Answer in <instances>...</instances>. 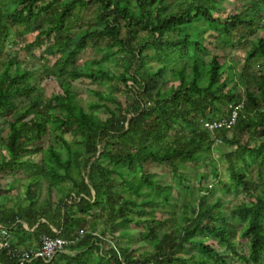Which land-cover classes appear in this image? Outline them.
<instances>
[{
	"label": "trees",
	"instance_id": "trees-1",
	"mask_svg": "<svg viewBox=\"0 0 264 264\" xmlns=\"http://www.w3.org/2000/svg\"><path fill=\"white\" fill-rule=\"evenodd\" d=\"M220 1L174 0L170 6L167 0H0V118L6 123L0 136L4 148L0 176L23 169L30 176L24 198L18 197L13 206L5 202L13 200L8 193H0L4 195L0 224L13 232L12 248L34 239L39 247L46 233L68 239L72 250L82 249L75 254L58 252L49 261L36 258L29 264H84V255L92 249L103 252L99 264H227L207 240L214 238L237 254L238 237L246 240L247 248L240 258L246 264H264V187H256V178L264 173V38L251 39L245 53L247 65L260 60L251 74L238 73L221 54L206 57L214 31L222 47H233L263 29L264 0H238V11L225 17L214 12ZM89 4L95 5L94 20L102 28L82 22L79 14ZM41 17L46 25L34 31ZM31 30L25 48L46 46L55 56L53 74L62 77V92L49 96L58 108L54 113H45L32 70L17 55L4 54L7 46L19 44L15 33ZM92 47L104 52L94 63L116 58L123 62V70L115 74L88 65L78 71L77 56ZM148 47L155 50L153 57L163 56V65L148 69L144 54ZM174 58L178 61L173 66L174 83L147 100L152 77L162 76ZM102 77L117 79L128 90L126 105L118 103L113 93L95 91L99 100L117 102V109L99 101L92 105L106 107L105 119L81 107L72 90L73 80ZM237 84L245 87L244 93ZM14 96L22 103H16ZM234 111V123L226 125ZM223 120V127L216 130L204 125ZM52 132L63 150L48 142ZM217 142L234 146L226 154L229 182L218 179L214 166L218 186L248 198L234 209L239 227L225 216L223 197L209 199L205 174L198 179L202 193L196 203L184 204L179 218L173 208V193L181 195L190 188L186 163L210 159L213 165ZM155 165L166 168L174 182L160 184ZM42 183H47L52 197L55 188L61 192L58 201L51 198L38 204L34 193ZM1 184L0 180V191ZM101 220L104 227L98 233ZM129 223L143 228L140 238L152 250L119 247L114 240L103 249L107 236H115L117 226ZM24 224L32 231H26ZM80 229L85 233L80 234ZM187 246L195 253L187 254ZM0 264L20 263L10 249L0 247Z\"/></svg>",
	"mask_w": 264,
	"mask_h": 264
},
{
	"label": "rangeland",
	"instance_id": "rangeland-1",
	"mask_svg": "<svg viewBox=\"0 0 264 264\" xmlns=\"http://www.w3.org/2000/svg\"><path fill=\"white\" fill-rule=\"evenodd\" d=\"M170 6L173 5L174 0H167ZM243 2L248 0H242ZM238 0H221L219 3L216 4V8L214 10L215 15L225 17L227 14L232 12L238 11ZM80 17L82 18V22L90 24H95L97 28H102L103 25L100 22H96L95 16H96V7L94 4H89L87 7H85L80 12ZM46 22L45 18L41 17L39 21L34 26V31L38 29H42L45 27ZM33 30L31 32L25 33L24 35H20L18 33H15V39L19 42V44H14L13 46L9 45L5 48L4 54L8 57H11L12 54L17 55L22 61L23 66H25L27 69L32 70L33 74V83H35L40 88L41 96L42 98V105L43 109L46 111L45 113H54L56 112V102L50 103L49 96L53 93L62 92V87L60 86V83L62 81V77L55 76L53 74V63L55 61V56L49 55L48 50H46V46H34L32 49H26L25 43L31 39V33H33ZM257 36H262L264 38V28H260L256 35L251 36V38H247L241 42H234V46H228V47H222L223 42L219 41L216 38V31H214L213 36L209 41L212 40L211 43H209L207 55L206 57H209L211 54H221L225 57L227 61H230L235 66V71L239 72H246V73H252L255 71L257 66H260L259 64L260 60H255L251 64L247 65L245 62V53L247 49L251 47V39H254ZM78 38V36H76ZM104 45V43H101ZM100 48H88L85 51H83L81 54L77 56L75 68L78 71H83L85 68L89 65L92 67V69H98L103 68L110 73L118 74L123 70V62H119L116 58H112L110 60L103 61V63L98 64L94 63L93 61L99 60L102 57V54L104 52L99 50ZM9 53V55H8ZM145 61L147 63V67L149 70L155 69L160 65H163L164 62L161 60L163 59V56L161 55L159 58L153 57L155 54V50L152 47H148L145 51ZM6 59V58H5ZM4 59V60H5ZM178 61L177 58L168 61V68L163 73L162 76L157 77L153 76L152 81L150 83V89L148 91L147 100L153 97L155 92L158 89H166L170 85L174 83V73H173V66L177 65ZM70 68H73V66H70ZM72 79V78H71ZM73 80V79H72ZM129 85H133V82H129ZM118 87L120 89H118ZM237 87H239V92L244 93V86L241 84H237ZM228 88V87H227ZM72 90L76 92V101L77 103L83 107L84 109L88 111H92L95 113L99 118L105 119L108 117L109 113L106 110V107H93L92 105L99 101L101 104L107 105L111 109H117L116 105L117 102L111 101V100H99L97 95H95V91H101L105 94L107 93H113L118 101V103H121L122 105H126V100L128 90L124 88L121 81L117 79H107L105 77H102L98 79L97 81H91L87 78H81L77 80H73L72 82ZM134 91L129 92V94L132 95ZM14 99L16 103L20 104L22 103V98L18 96H14ZM223 109H228L227 106L222 105ZM118 112V111H117ZM6 123L0 118V136L1 133L5 127ZM231 134V133H229ZM70 136L67 134V137ZM231 136V135H229ZM228 136V137H229ZM245 138V137H244ZM244 141V139H243ZM48 142H51L54 144V146L57 149L63 150L61 141L58 140V137H56V133L52 132L50 139H48ZM231 150H234V146L227 145L223 142H217L215 144V147L212 151V158H213V165L209 164V160H206L205 162L202 161H196V162H187L186 166L184 168V171L186 172L188 176V184H189V191L186 193H181V195H178V192L173 193L174 200V209L176 212V216L179 218L182 215L183 212V205L188 204L191 202L192 204L196 203V200L198 199L199 195H201L202 192L198 190V179L200 174H205V177L203 179V185L209 186V199L213 200L217 197H223L225 199V204L223 205V209L225 211V216L228 218V220L233 224L234 227H237L239 224L238 218L234 214V209L237 204H239L242 201H248L247 196L242 193H234L232 191L231 193H227L223 191L218 186V179L228 181V159L226 154L229 153ZM4 154V148L2 145V141L0 138V156ZM214 166L217 167L219 170V176L218 179L214 176L212 173ZM153 169L155 170L156 179L160 184H172L175 180L173 175L167 171L164 167H158L154 166ZM29 171L28 169H23L21 172L16 173L15 177H21L22 174L27 173ZM264 172V171H263ZM9 172H4V178L2 180L3 183H7L6 181H12V176L10 174H7ZM19 179V178H18ZM6 184H3V186ZM256 187L258 189H261L264 187V173L262 178H256ZM13 190V189H12ZM17 190V189H16ZM56 192H58V189L55 188ZM61 192L59 194V197H61ZM190 213V212H189ZM169 215L166 213L164 215L165 219H168ZM178 218H175L176 220ZM180 221V219H179ZM180 224L182 225V221H180ZM169 225V222L168 224ZM240 225V224H239ZM238 225V227H239ZM104 223L101 220L97 231L100 233L101 229H103ZM143 228L137 227L134 224H126L125 226H117L115 230H113V234L115 236L111 237L110 235L107 236L106 244L103 245V249L106 246L112 245V240L115 241V243L120 246L123 245H129L131 249H135L136 251H147L152 250V245L148 243L146 240H143L140 238V230ZM123 230L129 231V233L123 235L121 234ZM111 234V233H110ZM111 239V240H110ZM208 243L214 244V246L217 248V250L221 253V255L224 256V259L226 260L227 264H246L239 256L242 252H247V248L243 246V244L246 243V240L243 241L241 238H236L235 240V246L234 250L237 252V254H234L230 251V249L222 243H219L214 238H209ZM187 254H193L195 253V249L192 246H187ZM98 250H88L86 255L84 256V260L88 261L89 264H97L98 260ZM100 252V251H98ZM235 252V253H236ZM73 253V252H72ZM70 253V254H72ZM103 253V252H100ZM97 255V257H96ZM111 264V263H110Z\"/></svg>",
	"mask_w": 264,
	"mask_h": 264
},
{
	"label": "built area",
	"instance_id": "built-area-1",
	"mask_svg": "<svg viewBox=\"0 0 264 264\" xmlns=\"http://www.w3.org/2000/svg\"><path fill=\"white\" fill-rule=\"evenodd\" d=\"M232 119L226 125H232L235 121L236 112H233ZM226 120L221 122L215 121H205L204 125L210 130H216L217 128L223 127ZM80 234L85 233L84 229L79 230ZM0 233L2 237V241H0L1 248H8L12 252L13 256L19 259L20 264H29L36 258H42L45 261H49L52 259L58 252L63 251L69 244L70 241L66 238L61 236H52L49 234H42L40 237V246L37 248H19L15 247L12 248L11 241H10V233L5 228H0Z\"/></svg>",
	"mask_w": 264,
	"mask_h": 264
},
{
	"label": "crops",
	"instance_id": "crops-1",
	"mask_svg": "<svg viewBox=\"0 0 264 264\" xmlns=\"http://www.w3.org/2000/svg\"><path fill=\"white\" fill-rule=\"evenodd\" d=\"M22 170H20V171H16L14 174H12V173H7V174H10L13 178H12V181H6L7 183H3L2 182V180H3V176H4V172L1 174V176H0V180H1V182H2V184H1V191H0V193L2 194V193H8V198H12L13 200H7V201H5L6 202V204H7V207H10V206H13L14 204H15V202H16V199L19 197L20 198V200H22L23 198H24V196H25V187H26V185L28 184V182H29V177L30 176H27V174L25 173V174H22L21 175V177H15L16 176V173H19V172H21ZM19 178V179H18ZM5 179V178H4ZM3 184H6V185H4L3 186ZM13 184V185H12ZM9 185H12V189L10 190V192L8 191V187H9ZM17 189V190H16ZM35 190H36V192L34 193L35 194V197H36V200H38L39 202H38V204H40V203H42V202H45L46 200H48V199H53V200H57L58 201V199H59V193L58 192H56V190H54L53 191V197L52 196H50L49 194H48V190H47V183H42L41 184V186L37 189V188H35ZM2 197H4V195H1V197H0V204L3 202V200H1L2 199ZM5 200V199H4ZM42 221H45L46 219L45 218H42L41 219ZM100 223V222H99ZM99 223L97 224V229H98V225H99ZM24 226V228H25V230L26 231H29V232H31L32 231V229L33 228H28V225L27 224H24L23 225ZM51 226V228H52V230L53 231H55V232H57L58 230L56 229V227H54L53 225H50ZM0 228H2V224H0ZM96 232H98L97 230H96ZM99 233V232H98ZM97 233V234H98ZM11 234V236H10V239L12 240V242L15 240V237H14V234H13V232L12 233H10ZM25 235H27L28 236V238H29V233L28 234H25ZM29 242V243H28ZM38 241L37 240H28V241H26V244H23L22 246H20L19 248H25V249H34V248H37V246H38ZM31 244V245H30ZM28 247V248H27ZM80 251H82V249H79V250H72L69 246H67L63 251H61V252H63V253H68V254H70V253H72V254H75V253H77V252H80ZM96 251V250H95ZM99 253V254H98ZM97 254H98V260H97V264H99L100 263V260H99V258H100V252H98L97 251ZM86 255V254H85ZM84 255V256H85ZM96 257H97V255H96ZM89 260L90 259H88V261H86V260H84V264H89ZM111 264H113V263H111Z\"/></svg>",
	"mask_w": 264,
	"mask_h": 264
}]
</instances>
